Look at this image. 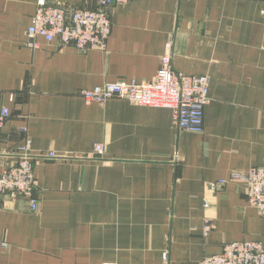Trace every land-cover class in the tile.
Here are the masks:
<instances>
[{
    "label": "crops",
    "instance_id": "0c3cea01",
    "mask_svg": "<svg viewBox=\"0 0 264 264\" xmlns=\"http://www.w3.org/2000/svg\"><path fill=\"white\" fill-rule=\"evenodd\" d=\"M39 1L0 0V108L11 112L0 172L28 139L38 206L0 199V264H199L232 242L264 247V217L230 180L264 165V0L114 5L103 52L40 38L32 50ZM44 1L97 9V0ZM168 42L175 71L210 78L202 134L178 129L169 109L81 96L152 81Z\"/></svg>",
    "mask_w": 264,
    "mask_h": 264
},
{
    "label": "built area",
    "instance_id": "2783aa9c",
    "mask_svg": "<svg viewBox=\"0 0 264 264\" xmlns=\"http://www.w3.org/2000/svg\"><path fill=\"white\" fill-rule=\"evenodd\" d=\"M132 1L135 0H97V9L89 11L40 0L30 18L28 46L32 50H38L40 45L36 39L40 38L47 44L71 46L78 52L106 51L111 35L107 10L114 5ZM209 85L208 76L186 75L174 70L172 46L168 42L152 81L106 83L92 90L82 91L81 96L87 103L103 104L111 98H118L140 107L169 109L178 129L202 134L203 110L209 102ZM10 116L8 107L0 108V131ZM21 131L26 133L25 128ZM93 152L101 155L104 147L95 144ZM48 156L55 158L54 154ZM230 180L242 186L247 204L264 217V165L250 168L245 173H232ZM224 184V180L218 181L212 185V189ZM35 187L30 141L27 139L19 150L16 164L0 172V199L20 198L30 211L35 212L38 207L34 197ZM204 208L208 206L205 205ZM211 229L210 220L204 218L203 236H207ZM162 259H167L166 252L162 254ZM199 264H264V247L255 241L232 242L225 244L219 254L204 257Z\"/></svg>",
    "mask_w": 264,
    "mask_h": 264
}]
</instances>
